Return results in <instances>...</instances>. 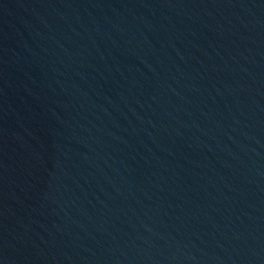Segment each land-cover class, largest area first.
Here are the masks:
<instances>
[{
	"label": "water",
	"instance_id": "95a60500",
	"mask_svg": "<svg viewBox=\"0 0 264 264\" xmlns=\"http://www.w3.org/2000/svg\"><path fill=\"white\" fill-rule=\"evenodd\" d=\"M0 264H264V0H0Z\"/></svg>",
	"mask_w": 264,
	"mask_h": 264
}]
</instances>
